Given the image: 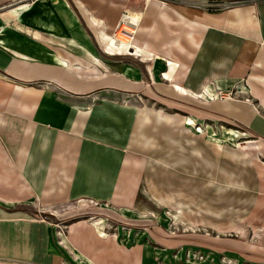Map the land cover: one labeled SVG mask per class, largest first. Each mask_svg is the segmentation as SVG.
<instances>
[{"label":"crops","instance_id":"crops-1","mask_svg":"<svg viewBox=\"0 0 264 264\" xmlns=\"http://www.w3.org/2000/svg\"><path fill=\"white\" fill-rule=\"evenodd\" d=\"M23 1L0 0V264H201L183 259L189 247L221 253L225 264L264 261V245L237 234H171L149 221L133 231L128 214L144 211L142 198L161 210L202 207L218 212L209 226L244 235L249 226L233 221L258 202V169L224 167L186 131L144 134L143 118L163 115L139 99L170 108L182 126L242 128L255 139L218 126L264 166V0L217 11L191 6L200 0ZM124 14L137 22L136 61L99 49ZM214 86L237 93L207 99ZM70 202L84 207L59 210ZM76 210L86 213L64 216Z\"/></svg>","mask_w":264,"mask_h":264},{"label":"rangeland","instance_id":"rangeland-1","mask_svg":"<svg viewBox=\"0 0 264 264\" xmlns=\"http://www.w3.org/2000/svg\"><path fill=\"white\" fill-rule=\"evenodd\" d=\"M22 2H26L23 1ZM85 22V21H84ZM86 26V24H85ZM111 34V33H109ZM96 41V39H95ZM97 43V42H96ZM99 47V46H98ZM103 47V46H102ZM106 47V48H105ZM101 48L99 47V49L109 55L111 54L112 56H109V59H116V60H123V59H129L132 61H136V58H133L132 56L136 57L135 54H131L129 53L126 54L127 52L125 50H123L122 47H120L118 44H111V42H109L108 44H106V46ZM120 49V50H119ZM131 52H133L134 50H130ZM105 58V57H104ZM108 58V57H106ZM107 59V60H109ZM139 101H141V105L143 107H147L150 108L151 110H156L158 111L161 115H163L162 119H158L157 121H151L150 119L147 121H144L145 119L143 118L142 122L143 124L141 125V130L144 131V134H150L151 137H153L154 139L156 137L159 136H164V135H168L169 133L172 132H189L192 133L193 135H197V137L199 136L204 142H207V144H209L216 152L217 154H219V156H222L223 159L226 160V164H224V167L227 168V166L231 163H234V167L235 168H240L242 170V168H245V164H249L251 163L254 167V169H258L259 171V175H260V189H259V193H258V202L255 205L254 209L248 214V216L244 217V219H240V220H236L233 221L234 222H241L242 224H245L246 226L249 227H244V235L242 234V231H220L217 230L218 227H211L209 226L207 223H209V215H212L214 213H218V212H210L207 209L203 210L202 207L195 212H180L179 209L176 208H172V209H165V210H161L159 208H156L152 202H149L147 199L142 198L141 202H142V208L144 209L143 212H137V211H133V212H128V214L132 215L135 219L134 221H131L129 224L132 227V230L135 231V229H139V227H142L143 225H147V221L149 222H154V223H160L162 224V226L164 227V229H166V231L168 233H173V232H179L181 231L183 228H191L195 231H209L212 232L214 235H216V233H222V234H237L239 236H241V239L243 240H247L250 241L252 243H256L259 244L261 243L262 245H264V228L261 227H256V229H259L261 231L255 232L251 225H258V226H263L264 227V166L261 163V161L259 160H253L252 158L248 157L247 155H245L243 152L239 151L238 148L236 146H234V141H232L231 138H229L228 136L226 137V135H223V133L221 132V129L218 126H222V127H233L235 129H237L239 132H244L245 135L252 137L249 133H247L245 130H243L242 128L240 129L239 127H236L232 124H230L229 122H222L219 120H212V121H208V122H201L198 120H192V124H183L182 126V122H181V116H178L176 118H173L171 120V118L169 119L168 117L170 113H172V110L170 108H166L162 105H160L159 103H154L151 101H148V99H139ZM181 115V114H180ZM203 125H207V128H202ZM194 126H200L202 128L201 131H195L194 130ZM212 131H215L216 134L215 135H210ZM223 132H225L226 134H228L229 132H227L226 130H223ZM255 139V138H254ZM241 146V145H240ZM242 147L244 148H250L246 145H242ZM77 206H75V203L70 202L69 204L63 205L59 207V210H62L63 212H65L66 210H73V209H80L82 207H84V205H79L76 204ZM176 211L179 212L180 214H182L184 216V219L186 221V225H181L180 221L179 222H172L168 219L167 215L173 216V214L175 213H171L172 211ZM73 212V213H72ZM72 212H68V214L64 215L65 217H70L73 214H85L86 211L85 210H76V211H72ZM104 212H107L108 214H111L112 216L115 215V217H117L118 219L121 220H127V216L123 215L122 212L116 211L115 209H111V210H104ZM147 212V213H145ZM152 212H156V215H153ZM164 212H167L166 214ZM120 214H122L123 216H121ZM143 215V217H140L138 215ZM145 217H149L148 219H143ZM98 217H101V215H93L92 220L96 222L95 219H97ZM103 219V217H101ZM143 219V220H141ZM100 220V219H99ZM99 222L102 223V220H100ZM232 223V222H231ZM126 224L123 221H119L117 220V225H124ZM128 224V225H129ZM230 225V224H229ZM251 226V227H250ZM252 235H256V237L253 239ZM217 241V240H216ZM189 252H193L195 253V259L196 261L200 262L201 264H219L218 262H220L221 264H225L222 260V256L221 253L217 254V256L215 254H213L209 249H200L197 247L194 248H185L184 249V254H183V259L185 257V252L188 251ZM207 250L212 254L211 256H213V259H204V253L207 252ZM206 254V253H205ZM198 255H201L202 260L198 257ZM222 259V260H221ZM219 260V261H218ZM237 260V259H236ZM235 259L232 260L233 262L236 261ZM212 262V263H211ZM238 264H250L249 262H244L243 260L237 261ZM258 264H264V261L261 260L260 263Z\"/></svg>","mask_w":264,"mask_h":264},{"label":"built area","instance_id":"built-area-1","mask_svg":"<svg viewBox=\"0 0 264 264\" xmlns=\"http://www.w3.org/2000/svg\"><path fill=\"white\" fill-rule=\"evenodd\" d=\"M243 0H200V1H193L191 2V6H195L198 8H201L205 11H217V10H222L225 8L233 7L236 6L237 4L242 3ZM119 22L116 24L114 31L111 32L113 37L115 38V29L117 28ZM133 31L130 33V37L132 35ZM240 91V88L238 92ZM237 91H232L230 89H225L224 91L221 90L218 86H214L213 89L210 92H205L204 95L207 99L211 98H225V97H232ZM198 126H194L193 128H197ZM195 253L186 251L185 252V257L184 260H196L195 259ZM199 258H202L201 255H198Z\"/></svg>","mask_w":264,"mask_h":264},{"label":"bare ground","instance_id":"bare-ground-1","mask_svg":"<svg viewBox=\"0 0 264 264\" xmlns=\"http://www.w3.org/2000/svg\"><path fill=\"white\" fill-rule=\"evenodd\" d=\"M75 3L78 5L76 0H75ZM136 24H137V22L134 21V19L132 17L124 14L121 16V18L119 20V24H118L117 28L115 29L116 30L115 31V38L113 37L112 34H110L108 36L103 35V37H104V39L108 40V42H111V44H114V43L118 44L120 47L123 48V50H125L127 52L126 54L131 53L130 49L133 48V46H132V43L130 42V33L132 31H134L133 28H134V26H136ZM84 50H86V49H84ZM86 51H88V50H86ZM247 142L248 141H245V140H239L237 143H238V145L244 146V145H247ZM170 217H172V220H174V222H176L178 220V217L175 214H173V216H170ZM241 235H243V233ZM255 237H256V235H252L253 239ZM203 258L204 259H213L214 257L211 256V254L209 252H207ZM200 259L202 260V258H200Z\"/></svg>","mask_w":264,"mask_h":264}]
</instances>
